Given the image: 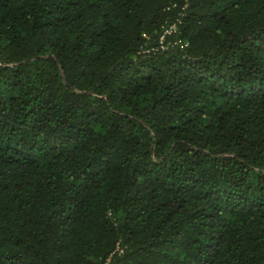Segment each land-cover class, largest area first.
<instances>
[{
	"label": "trees",
	"instance_id": "1",
	"mask_svg": "<svg viewBox=\"0 0 264 264\" xmlns=\"http://www.w3.org/2000/svg\"><path fill=\"white\" fill-rule=\"evenodd\" d=\"M106 263L264 264V0H0V264Z\"/></svg>",
	"mask_w": 264,
	"mask_h": 264
},
{
	"label": "built area",
	"instance_id": "2",
	"mask_svg": "<svg viewBox=\"0 0 264 264\" xmlns=\"http://www.w3.org/2000/svg\"><path fill=\"white\" fill-rule=\"evenodd\" d=\"M174 30V27L172 26V27H169L168 29H166V30H164V33H163V35L160 37V40H161V42L163 41V39H164V34H169L171 31H173ZM161 48H165L163 45L161 46ZM106 264H108V263H106Z\"/></svg>",
	"mask_w": 264,
	"mask_h": 264
}]
</instances>
